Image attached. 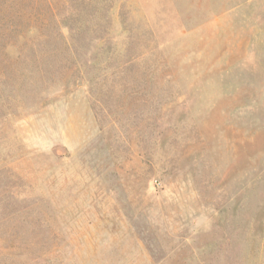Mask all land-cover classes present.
<instances>
[{
  "label": "rangeland",
  "instance_id": "rangeland-1",
  "mask_svg": "<svg viewBox=\"0 0 264 264\" xmlns=\"http://www.w3.org/2000/svg\"><path fill=\"white\" fill-rule=\"evenodd\" d=\"M20 9L0 0V264H264V0H107L76 52Z\"/></svg>",
  "mask_w": 264,
  "mask_h": 264
},
{
  "label": "trees",
  "instance_id": "trees-1",
  "mask_svg": "<svg viewBox=\"0 0 264 264\" xmlns=\"http://www.w3.org/2000/svg\"><path fill=\"white\" fill-rule=\"evenodd\" d=\"M100 3L106 4L107 0H77L73 5L69 0H17L21 7L18 18L20 33L26 30L35 34L37 39L46 40V43L54 33L62 39H69L71 45L66 46L75 52L83 46V35L90 43L104 42L96 34L91 37L102 26L96 17Z\"/></svg>",
  "mask_w": 264,
  "mask_h": 264
}]
</instances>
